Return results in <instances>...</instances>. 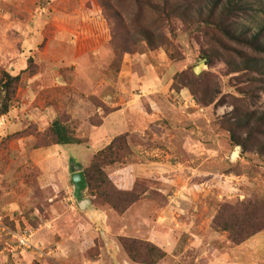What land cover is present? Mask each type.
I'll return each instance as SVG.
<instances>
[{
	"label": "rangeland",
	"instance_id": "374dc122",
	"mask_svg": "<svg viewBox=\"0 0 264 264\" xmlns=\"http://www.w3.org/2000/svg\"><path fill=\"white\" fill-rule=\"evenodd\" d=\"M86 1L0 0V72L37 69L23 72L10 112L0 116V264H140L119 238L157 244L160 235L167 238V255L157 264H264V230L236 246L227 232L212 227L221 204L264 195V156L255 145H237L222 125L234 105L262 114L264 93L254 99L241 94L242 78L217 61L202 67L196 84L220 90L218 99L225 102L202 108L195 97L186 101L181 92L190 98L188 90L178 89L180 73L193 74L209 41L180 20L162 24L174 59L162 48L148 50L125 55L118 69L109 43L82 55L91 40ZM143 83L158 85L161 111L152 103L158 117L148 115ZM92 88L117 103L126 96L139 99L130 112L143 123L141 131L127 137L132 152L126 161L133 163L105 167L122 188L139 178L149 189L122 214L97 202L88 189L95 211L80 209L73 197L72 161L86 169L108 141L92 133L101 121L97 114L74 116L78 97ZM56 118L69 121L86 142L38 146L37 133ZM10 231L30 233L38 248L15 247Z\"/></svg>",
	"mask_w": 264,
	"mask_h": 264
},
{
	"label": "trees",
	"instance_id": "16d2710c",
	"mask_svg": "<svg viewBox=\"0 0 264 264\" xmlns=\"http://www.w3.org/2000/svg\"><path fill=\"white\" fill-rule=\"evenodd\" d=\"M264 0H87L85 16L90 21L91 44L109 43L113 48L112 65L121 67L125 55L148 50L164 49L174 59L173 41L165 32L164 24L180 20L188 30L203 32L209 41L202 48L207 64L214 65L223 61L229 74H238L242 78L239 92L254 99L264 93ZM149 15L153 19L148 21ZM259 16H262L261 18ZM160 21L161 26L156 22ZM33 59H29V65ZM37 70V69H36ZM29 66L13 74L9 70L0 72V116L10 112L16 99L23 72L30 75ZM182 86L187 89L190 98L195 97L200 107L223 104L218 99L220 90L196 84L199 74L180 73ZM94 97V102L103 113L113 109ZM234 105L222 121L223 127L231 133L232 140L249 150L255 145V151L264 156V142L254 143L259 135L264 137V112H244ZM102 123L101 114H97ZM23 132L15 136L22 135ZM128 133L117 135L104 149L93 158L84 169L88 179V191L96 195L99 203H107L117 213L122 214L147 192L144 180L136 178L130 188H122L116 183L105 167L116 163L132 164L126 161L132 152L127 140ZM38 146L82 144L81 138L69 121L62 118L53 120L48 129L37 133ZM216 231L227 232L233 245H240L264 230V195L252 199L227 202L220 205L213 220ZM122 248L128 257L140 264H157L167 255L159 245L135 237L121 236Z\"/></svg>",
	"mask_w": 264,
	"mask_h": 264
},
{
	"label": "crops",
	"instance_id": "0c3cea01",
	"mask_svg": "<svg viewBox=\"0 0 264 264\" xmlns=\"http://www.w3.org/2000/svg\"><path fill=\"white\" fill-rule=\"evenodd\" d=\"M91 27V26H90ZM89 39H92V35H91V29H90V34L89 36H87ZM104 44L101 45H95L93 46L91 44V40L89 42V44H85L82 46V50H81V54L85 55L88 54V52L91 51H98ZM149 84V83H148ZM152 84V83H151ZM147 83H143L142 85H140L142 88L145 86L146 87ZM150 85V84H149ZM149 85L146 87L147 88V93H143L142 96H148L149 98V102H150V109L151 112H148L149 116H159L160 113L155 112L152 108V103H156L158 108L161 111V108L159 107V97L156 96V91L158 90V85L154 84V85H150V87L154 86L156 89H150ZM91 95L96 96L99 98V100H101L106 107H110L111 109H113L111 112H107L106 114L103 113L102 108H100L99 106H97L95 104L94 101L89 99V95L87 94L85 95H80V97H78V104L75 107V114L74 116L76 118L79 117H86L89 116L91 117L94 114H101L102 117V123L96 127H93L92 129V133H96V134H100L103 133V135L101 136L100 140L104 141L106 139V137H108V141L106 142V144H110V142L112 141L113 138H111V135H120L123 133H128V132H138L141 131L139 129L140 126H142V122L140 120L135 119L131 114V110H133V106L134 104L138 103L139 99L138 98H130L128 99V97L126 96L123 97L124 99H122L121 102H114L112 100V97L109 94H97L93 88L91 89ZM182 95L184 96L185 100L191 102V100H193L192 98L187 97V95L184 93V91L181 92ZM52 112V111H50ZM152 118V117H150ZM146 119V118H144ZM110 124V125H109ZM109 126V127H108ZM106 128H109L108 131H106ZM147 128V127H146ZM114 129V130H112ZM111 130L113 132H111ZM106 135V136H105ZM92 139L94 137H91ZM99 139V138H98ZM49 150H51V148H49ZM74 162V161H72ZM153 163H157V161L155 162H151L150 164ZM142 165H148L145 163H141ZM148 178V177H145ZM90 210V209H88ZM166 237L161 236L157 237L156 240H154V242H156L160 247H162L164 250H166L165 248V244L166 242Z\"/></svg>",
	"mask_w": 264,
	"mask_h": 264
},
{
	"label": "water",
	"instance_id": "95a60500",
	"mask_svg": "<svg viewBox=\"0 0 264 264\" xmlns=\"http://www.w3.org/2000/svg\"><path fill=\"white\" fill-rule=\"evenodd\" d=\"M207 65V57L202 56L199 64L194 67V72L196 74H200L202 72V66ZM239 147V146H238ZM236 154V151L234 155ZM71 171V183L73 186V197L78 205V207L82 210H92L95 211L94 204L92 199L86 197L85 193L88 189V179L85 170L81 169L76 165V163L72 162L70 166Z\"/></svg>",
	"mask_w": 264,
	"mask_h": 264
},
{
	"label": "built area",
	"instance_id": "2783aa9c",
	"mask_svg": "<svg viewBox=\"0 0 264 264\" xmlns=\"http://www.w3.org/2000/svg\"><path fill=\"white\" fill-rule=\"evenodd\" d=\"M10 234L15 241V244L17 248H38L31 240V234L25 233V232H11ZM15 247L12 246V250H15ZM40 250V249H39Z\"/></svg>",
	"mask_w": 264,
	"mask_h": 264
},
{
	"label": "bare ground",
	"instance_id": "6f19581e",
	"mask_svg": "<svg viewBox=\"0 0 264 264\" xmlns=\"http://www.w3.org/2000/svg\"><path fill=\"white\" fill-rule=\"evenodd\" d=\"M203 67V66H202ZM201 69H203V68H201Z\"/></svg>",
	"mask_w": 264,
	"mask_h": 264
}]
</instances>
